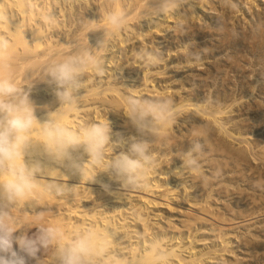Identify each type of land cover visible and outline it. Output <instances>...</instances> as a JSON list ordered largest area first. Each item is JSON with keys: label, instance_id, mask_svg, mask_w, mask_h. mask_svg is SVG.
I'll return each instance as SVG.
<instances>
[{"label": "bare ground", "instance_id": "obj_1", "mask_svg": "<svg viewBox=\"0 0 264 264\" xmlns=\"http://www.w3.org/2000/svg\"><path fill=\"white\" fill-rule=\"evenodd\" d=\"M113 14L119 16L118 26L110 23ZM227 23L241 45L238 59L250 55L264 62V0H0V41H7L0 43V78L25 89L34 86L37 124L31 145L42 148L41 122L60 114L73 130L109 123L108 160L122 150L113 146L121 137L147 141L151 157L146 177L136 184L112 181L106 168L91 165L85 156L79 172L52 165L37 174L35 187L21 201L9 203L0 195L6 223L17 235L45 225L59 229L66 244L93 233L95 250L84 264L264 263V220H255L264 187L261 171L250 167V157L264 160V146L249 140V117L240 106L253 92V103L264 102V74L256 73L255 62L248 74L256 78L247 93L229 97L226 90H216L213 95V75L225 82L239 61L222 56L227 43L210 46L216 52L203 58L198 54L208 50L204 43L226 35ZM191 44L204 45L196 51ZM82 54L91 55L97 68L85 72L76 104L69 108L46 87L47 67ZM209 59L224 63L211 71ZM185 69L200 73L183 76ZM187 81L197 89L211 82L207 97L187 89ZM236 82L243 85L240 76ZM212 97L216 104L210 103ZM148 103L164 105L170 118L157 123L155 134L141 135L128 108ZM235 113L243 125L234 121ZM196 143L202 147L193 153L199 164L193 173L183 157ZM52 183L64 191L50 190ZM201 215L219 225L204 227L212 220ZM54 244L48 260L60 264Z\"/></svg>", "mask_w": 264, "mask_h": 264}, {"label": "clouds", "instance_id": "obj_2", "mask_svg": "<svg viewBox=\"0 0 264 264\" xmlns=\"http://www.w3.org/2000/svg\"><path fill=\"white\" fill-rule=\"evenodd\" d=\"M118 14L110 17L113 26L119 25ZM6 46L7 41H0ZM97 68V62L89 54L68 55L47 67L46 87L54 99L63 106L74 107L81 78L85 72ZM33 85L22 88L12 79L0 78V195L9 203L26 198L35 187L37 174L47 173L52 165L61 166L69 172L82 170L84 157L91 165L106 168L110 179L125 186L136 184L146 177L151 157L149 144L145 140L129 137L120 138L118 146L121 151L108 160L107 146L112 140L109 123H93L76 130L62 123V116L56 114L41 122L40 132L43 136L42 148L31 145L30 134L37 124L31 94ZM128 118L132 127L141 135L155 134L157 123L170 118V113L162 104H130ZM202 145L194 144L184 154V167L196 173L199 164L193 156ZM29 156V160H25ZM105 191L110 184H103ZM62 193L64 189L52 183L49 189ZM7 213L0 208V264H27L28 258L36 257L40 248L57 244L60 264H84V258L95 249L97 237L86 233L71 242L64 243L62 233L57 228L41 229L34 238L17 235L6 223Z\"/></svg>", "mask_w": 264, "mask_h": 264}, {"label": "rangeland", "instance_id": "obj_3", "mask_svg": "<svg viewBox=\"0 0 264 264\" xmlns=\"http://www.w3.org/2000/svg\"><path fill=\"white\" fill-rule=\"evenodd\" d=\"M237 21V20H236ZM239 21V20H238ZM228 22V21H227ZM243 24V23H242ZM200 26L198 25V28H199ZM227 27V28H226ZM226 27L224 28L225 30L224 31H227V33H226V35L224 36L223 34L225 33H223L222 34V37L220 38V41L219 40H217L216 42L215 41H208V42H206V43H204V44H207V49L208 50H204V52L202 51V52H199L198 54H199V56L201 57L202 56V58L206 55H210V54H213L214 52H216V51H210V49H209V47L210 46H212V45H214V44H219V45H221V43H227L226 45H225V47H227V51L224 53V55H222L223 57H225V56H227L226 57V59L230 62V60L231 61H235V59L237 58V60L239 61V65H238V61H236V65H237V67H238V69H237V67L235 66L234 68H235V71H234V73H229V76L227 77V79L225 80V82H222L221 81V79L219 78V76L220 75H217L218 73L216 72V74H214L213 72H214V70H213V80H212V84H211V82L209 83V84H211L212 86L210 87V89H209V92H210V94H215L214 92L217 90V91H225L226 90V92L228 93V96L230 97V95H234V93H235V95H237L238 93H242V94H245V93H247L246 91H248L249 89V87H247L248 86V84L254 79V78H256V76H252V75H249L248 74V72L249 71H251V67L253 68V65L254 64H256V63H259L258 65H255V67H254V70L256 71V73L258 74V71L260 72L261 70V74L262 75H260V77H263V72H264V62H262L261 60V62L260 61H258L257 59H254V58H251V57H249L250 55H247L246 57H243V58H241L242 59V61H240L239 59H238V57H239V50L241 49V45L239 44L240 42L238 41V39H237V37H236V35L235 34H237V32H233V30L231 29V27H230V25L227 23L226 24ZM230 27V28H229ZM240 27V26H239ZM238 27V28H239ZM179 28H181V27H179ZM232 30V31H230V34H228L229 32H228V30ZM247 29H249V25H247ZM235 33V34H234ZM224 36V37H223ZM226 36H228V37H226ZM217 38V37H216ZM218 39V38H217ZM228 39H230V40H228ZM233 39V40H232ZM226 40V41H225ZM236 40V41H235ZM224 41V42H223ZM188 43V42H187ZM203 44V45H204ZM222 44V45H223ZM228 44H230V45H228ZM238 44V45H237ZM192 45V44H191ZM189 46V47H191V48H195L194 50H196L197 51V45H199V47L200 48H203V45H201V44H197V45H192V46ZM201 45V46H200ZM224 45H223V47H224ZM232 45V46H231ZM215 46H217V45H215ZM228 46H230V47H228ZM234 48H237V49H234ZM232 50V51H231ZM236 51V52H235ZM242 51V49L240 50V52ZM195 51H193L192 53H194ZM235 53V54H234ZM238 54V55H237ZM229 56V57H228ZM233 58V59H231V57ZM193 58V57H192ZM195 58V57H194ZM230 58V59H229ZM249 58H251V59H249ZM212 60L213 59H209L208 60V63H211V65H210V69H211V71H212V69H214L216 66H219L220 64H223V63H221V61L220 62H212ZM207 61V60H206ZM247 62V63H246ZM248 62H249V64L251 65H249L248 64ZM252 62V63H251ZM256 62V63H255ZM254 63V64H253ZM263 65H262V64ZM221 67H222V65H220ZM245 67V68H243V67ZM249 66H250V68H249ZM257 66V67H256ZM205 66H202V67H200V68H197V69H203ZM221 67H219V68H221ZM248 67V68H247ZM208 68H209V66H208ZM245 69V72L244 73H242V69ZM186 71H185V73L183 74V76L185 75H187L188 77H191L192 75H197L198 73H200V72H197V71H194V69H185ZM198 71H201V70H198ZM219 72V71H218ZM235 75H238V77H236ZM243 75V76H242ZM246 75V76H245ZM248 75H249V77H248ZM239 76H240V80L242 81V84L243 85H241V83L238 85V82H236V79L237 78H239ZM218 77V78H217ZM247 77V78H246ZM264 79H261V81L260 82H264L263 81ZM260 82H259V84H260ZM187 83L188 84H186V88L187 89H194V91H193V93L196 95V94H200V96L201 97H203L204 96V98L205 97H207V95L205 96V94H206V92H205V90H207V87L209 88V84L205 87V88H202V89H200V88H198L197 89V87H195L196 86V84H193L192 85V83H193V81H190V82H188L187 81ZM191 83V84H190ZM215 85V86H214ZM226 86H230L229 88L228 87H226ZM242 86H244V87H242ZM246 86V87H245ZM224 88H227V89H224ZM244 88V89H243ZM199 90H201V91H199ZM203 90V91H202ZM242 90H245V91H242ZM235 91V92H234ZM255 91V90H254ZM203 92H205L204 93V95H202L201 93H203ZM237 92V93H236ZM245 92V93H244ZM255 95H254V92H253V95H252V97H254ZM228 97V98H229ZM251 97V98H252ZM250 98V97H249ZM249 98H245V99H243V102L241 103L242 105H240L241 107H243V106H246L245 108H246V110H244L248 115H246L247 117H249L248 119L249 120H247L246 122L249 124V126L251 127V129H249L248 131V134L250 133V135H248L249 136V140L250 141H252L251 139H254L253 141H252V143H258L260 146H264V102L262 101V102H260L261 103V105L259 104V101H258V99H256V102L257 103H253V102H255L254 101V99L252 100L251 98V100L249 99ZM214 99V97H212V99H210V101L211 100H213ZM211 104H216V102H214V101H211L210 102ZM247 103L250 105H247ZM255 105H257V107L255 106ZM253 107V108H252ZM238 114V113H237ZM236 113L234 114V116L233 117H235L234 119V121H236L237 120V122H242L241 120L243 119V117H239L238 115H237ZM238 116V117H237ZM241 119V120H240ZM240 125H243L242 123H240ZM239 125V126H240ZM259 128V129H258ZM258 129V130H257ZM252 131V132H251ZM252 134V135H251ZM251 138V139H250ZM256 141V142H255ZM260 141H263V142H260ZM256 149H254V151H255ZM253 158H251L250 157V162H251V168L252 169H257V170H259V171H261V178L260 179H262V183H260L263 187H264V160H262V161H259V160H257V161H254V160H252ZM261 164V165H260ZM261 182V181H260ZM262 195H264V190H262ZM178 206V205H177ZM256 209H257V213H258V216H257V219H255V220H258V221H260V220H264V203H262V202H258V204H257V207H256ZM201 216H203L205 219H209V220H207V221H211V222H209V223H203L204 224V227L206 226L207 228H209V226H210V223H214V225H219V224H217V222L215 221V220H213V218H211L210 216H204V215H201ZM43 226V227H42ZM31 228V229H30ZM29 229H27L24 233H23V235H26V236H29V237H35L36 235H38L39 233H40V230L41 229H46L47 228V226H45V225H40V226H36V227H30ZM16 230H15V234H16ZM54 249H55V244L53 243L52 245H50L48 248H43V247H41L40 248V251L37 253V255H36V257H34V258H28V261H27V264H47L48 262H50L51 261V259L50 260H48V258H51V255H52V253H53V251H54ZM50 251V252H49ZM50 254V256H48ZM47 256V257H46ZM45 257V258H44ZM44 259H46V260H44ZM42 260H44V261H42ZM45 261H47V263L45 262ZM51 262H53V261H51ZM49 263V264H54V263ZM264 264V263H263Z\"/></svg>", "mask_w": 264, "mask_h": 264}]
</instances>
